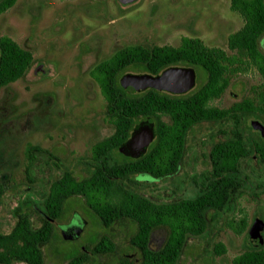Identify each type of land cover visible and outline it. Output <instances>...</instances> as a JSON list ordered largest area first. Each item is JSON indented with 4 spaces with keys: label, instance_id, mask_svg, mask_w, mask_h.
<instances>
[{
    "label": "rangeland",
    "instance_id": "374dc122",
    "mask_svg": "<svg viewBox=\"0 0 264 264\" xmlns=\"http://www.w3.org/2000/svg\"><path fill=\"white\" fill-rule=\"evenodd\" d=\"M229 5L230 0H137L126 6L117 0H16L1 13L0 37L29 50L33 65L23 78L0 90V183L5 186L0 232L12 228L17 206L27 210L38 227L40 201L62 170L77 177L87 174L91 146L109 128L105 100L89 74L94 65L125 45L178 46L183 37L198 38L231 55L235 52L228 49L227 37L243 19ZM259 48L264 54V35ZM194 70L200 74L198 67ZM261 81L249 66L231 75L225 91L209 105L228 108L244 98L253 99ZM254 121L264 127L263 115L241 116L245 135L258 132L251 127ZM231 128L229 122L194 125L187 133L179 170L141 183V193L157 202L192 196L195 181L210 168L211 145L225 139ZM28 145L45 151L36 153L32 164ZM241 165L249 178L243 193L230 208L207 214L205 232L187 241L177 264H232L252 246L247 241L251 226L255 221L264 224V168L255 159H245ZM135 230L127 219L104 228L82 198L68 199L54 222V237L42 246L44 264H62L79 250L87 257L85 264H118L123 258L137 263L140 253L129 243ZM261 234L264 241V225ZM166 235L165 228L153 230L150 247L159 248ZM102 238L113 250L92 254L94 243ZM216 244L224 246L225 253L218 254Z\"/></svg>",
    "mask_w": 264,
    "mask_h": 264
},
{
    "label": "trees",
    "instance_id": "16d2710c",
    "mask_svg": "<svg viewBox=\"0 0 264 264\" xmlns=\"http://www.w3.org/2000/svg\"><path fill=\"white\" fill-rule=\"evenodd\" d=\"M16 0H0V14ZM230 10L243 19L242 26L227 37V47L235 53L205 46L201 40L183 37L178 46L135 43L117 48L109 57L92 67L89 74L99 85L105 100L104 115L109 124L91 146L87 174L77 177L62 170L49 184L40 201L38 220L33 226L30 213L13 209L15 222L8 232H0V264H44L42 246L54 237V222L71 198H82L104 228L123 219L133 222L135 232L129 238L137 249V263L121 259L118 264H177L187 241L200 236L208 225L207 214L230 208L249 182L241 162L255 159L264 168V134L247 136L240 128L241 116H264V54L259 48L264 35V0H230ZM33 65L29 50L9 37H0V90L23 78ZM198 67L195 86L186 93L172 94L148 88L134 91L122 88L120 77L126 72L157 75L168 67ZM254 67L262 81L254 88L255 97L244 98L228 108L209 105L229 85L230 76ZM53 69V68H52ZM54 78L56 74L49 72ZM201 122L232 124L225 139L209 150L210 168L195 181L196 192L189 197L157 202L139 190L141 183L175 174L185 154L189 130ZM149 127L154 139L144 152L135 155L129 137L137 129ZM28 163L38 146L26 148ZM5 186L0 183V199ZM30 205H26L29 207ZM165 228L164 243L150 247L153 230ZM107 238L96 241L92 254L111 252ZM214 250L225 253L221 244ZM81 250L62 264H85ZM232 264H264V245L247 247L232 259Z\"/></svg>",
    "mask_w": 264,
    "mask_h": 264
},
{
    "label": "water",
    "instance_id": "95a60500",
    "mask_svg": "<svg viewBox=\"0 0 264 264\" xmlns=\"http://www.w3.org/2000/svg\"><path fill=\"white\" fill-rule=\"evenodd\" d=\"M120 5L126 6L137 0H117ZM40 69V66H39ZM195 71L192 67L172 66L157 75L148 73H125L119 79L122 88H132L134 91H143L152 88L172 94H183L195 86ZM254 130L264 134V127L257 121L251 123ZM154 133L149 127L139 128L131 137L130 146L134 151L142 152L153 141ZM262 221H255L251 226L247 241L252 247L263 245L261 231Z\"/></svg>",
    "mask_w": 264,
    "mask_h": 264
},
{
    "label": "flooded vegetation",
    "instance_id": "af4514ba",
    "mask_svg": "<svg viewBox=\"0 0 264 264\" xmlns=\"http://www.w3.org/2000/svg\"><path fill=\"white\" fill-rule=\"evenodd\" d=\"M134 3H136V1L135 2H133V3H131V4H129V5H132V4H134ZM194 69V68H193ZM195 71V70H194ZM49 72H51V68H50V70H49ZM126 73H132V72H126ZM125 74V73H124ZM195 76H196V72H195ZM195 84H196V79H195ZM138 130V129H137ZM136 130V131H137ZM135 131V132H136ZM135 132H133L131 135H130V137H129V139L131 140V137H132V135L135 133ZM149 146V145H148ZM129 147H130V150L135 154V155H138L139 153H142V152H144V151H142V152H138V151H134L132 148H131V146H130V141H129Z\"/></svg>",
    "mask_w": 264,
    "mask_h": 264
}]
</instances>
